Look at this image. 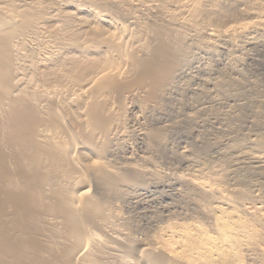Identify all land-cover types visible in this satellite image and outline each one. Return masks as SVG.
<instances>
[{
  "label": "bare ground",
  "instance_id": "1",
  "mask_svg": "<svg viewBox=\"0 0 264 264\" xmlns=\"http://www.w3.org/2000/svg\"><path fill=\"white\" fill-rule=\"evenodd\" d=\"M26 1L27 0L6 1V3L8 2V4L13 7L16 5L15 8L23 6L22 9L17 8L16 18L15 16L13 18L5 13V7L8 5L5 7L0 5V264H250L248 262V260L251 259L250 253H253L254 250H259L258 252L260 255V251L264 250L260 249L262 246H260V243H263L264 240V222L256 216L249 215V217H246L244 215L245 213H241L238 207H236V204L234 205L231 202L232 200L228 199V201L225 199L226 197L224 199H222V197L221 199L216 198L213 191L202 187H198V189L197 187H193V189L195 193L198 194L199 199H206V201L204 200L206 205L200 200L203 205L195 202L194 206H196L199 212L209 217V221H211L210 229L215 233L216 239L220 242L222 241V246L224 247L218 246L216 240H212V237L206 236L207 234L204 228L203 230L197 229L195 232L186 230L181 241L180 251H171L170 254L165 252V250L163 251V249L161 250L160 245L157 244L154 239L151 241L149 239L150 237L146 235L141 237H139L140 235L136 236L132 234V229L131 234L129 233L130 231L127 233L124 232V234L123 231L119 230L123 233L122 234L118 231V228L116 233L119 232V234H115L112 237L110 236L111 233L109 236L111 242L116 243L115 245L121 248L120 251L118 250L120 254H116L113 257L111 256L112 258H110L111 260L109 261H103L99 255L100 249L98 250V248L92 246L93 250L91 249L90 259L89 252L84 253V248L82 251V242L89 239L87 236V239H85V232L86 230L88 231V228L84 225H90V227L98 226L101 228L110 222L107 219L110 215L107 214V211V213L104 212L108 200H104L103 196L98 198L99 196L97 197V193L94 194L96 192L94 189L95 192L93 193V190H91L92 192L90 191L91 187L89 188V185L86 187V183L84 182L86 171L87 173L91 171L89 174H91V178L94 177L95 189L100 186L103 188L104 186L105 189L108 190L109 194H107L109 199L110 197L124 195V192L127 193L129 189L142 188V186L146 187V185L149 186L150 177L148 176H150V174L153 175V173H150V169L142 168L143 166L140 164L141 167H138V164L134 166H132L133 164H126V166L117 167L116 169L112 168V170L101 160L99 164L86 167L84 158L87 159L86 155L88 153H98V158L100 159L112 153L109 150V142V146L107 144V139H109V134L107 135V133L108 130L110 131L109 128L112 126V123L115 121L119 122L120 119L117 120L118 117H115L112 112L108 114L107 102L104 100L108 96L103 99L100 98L101 95L103 96V94L106 93V95L109 94L110 96V94H113L116 98L118 97L120 99L123 90L129 91L132 86H142L148 79H150L149 81L152 79V84L147 82L149 86L148 90L145 86L147 90V92H145L146 95H148L150 99L162 100L161 102H164L163 99L168 98L164 97L169 95L167 92L171 83H174L176 81L174 79L182 75L185 70L188 69L190 65V51H192L193 48V50H198L199 47L200 49L202 47V49H207L210 56H218V53L222 51V48H225V45H229L230 47L232 43L237 40V42L240 41L242 43L241 45L244 46L242 48L250 47V49L255 48V50L258 49L260 52L261 50L264 51V0H257L256 2L255 0H206L205 4H203L204 1H199L195 5V8H193V24L191 23L190 25L196 32H194L195 34L198 35L199 33L204 37L203 40L196 41L199 45L194 41L190 42L191 39H189L190 41L187 40L185 37L187 35H184V33L180 31H175L176 33H173L174 29L170 28L172 23L168 20H166L168 22H164V24L162 23L161 25L151 22L149 28L150 31H152L151 33H153L152 38H150L152 41L149 40L150 43L148 42V44L146 43L147 45L143 46L145 50L143 48L141 49L144 50L141 55L132 51L130 53H125L128 58L122 55L123 51L121 50L122 48L118 46L119 43L117 44L116 41L114 42L113 39H110V36L105 35L107 38L105 36L102 37L105 33L100 35L98 32L95 36L93 33L94 42L92 41L91 43L94 44L91 45L87 43L86 45H90L88 47L83 46L84 44L81 45V41H79L80 43L78 42L81 32L77 33L75 30V32L72 31L73 29L69 30V27L74 26V24L72 25L71 23L72 26H69L71 20L69 21L68 18L62 19L63 26L66 28V31L68 30L66 33H64L65 30L63 32L61 31L65 34L64 36H66L65 40L68 41L67 43H63L62 41V43L64 44L63 47L67 45L66 48H68L69 51L67 50L68 52L66 54L64 53L65 55L63 56L58 54L62 58L59 57L60 59L53 60V63L51 62L52 59L49 57H45L46 59H44V61L42 60L43 63L41 67L38 68L40 84L39 82L36 83L32 82L31 79H27V77H25L26 75L24 76L22 70L24 66H26L25 62L27 59L25 58L26 61L24 62V59L19 56L17 48L19 44H22V39L25 38L24 35L26 33L36 34L39 32L38 29L40 24H43L45 19L48 18L44 17L47 14L45 13L47 5H44L43 2L38 0ZM245 2L250 5L244 8V6H246V4L244 5ZM241 4H243L242 8L245 9L243 11L241 8V12L247 13L252 19H248L244 22L241 21L240 24L235 21L237 25L227 26L230 21L229 19L226 24L227 27H221L223 24L221 25L219 22L222 20L221 22L224 23V18H228L234 11L238 12V6H241ZM203 22L206 23V26L210 25L212 27L204 28L202 26ZM189 31L191 30L189 29ZM235 43L236 41L233 43V46ZM99 45L102 47L107 46L114 57L118 55L119 58L124 56L127 59L126 62L130 65V69L132 68L131 71L134 72L131 78L125 81H120L118 78L117 81V76L114 78L111 77V74L107 75L103 73L106 72L104 70H106L109 65L112 66V60L114 61L115 58L113 59V56L108 54V56L104 54L103 56L100 52V55H94L90 49L97 46L100 47ZM60 47L62 48V46ZM232 49L230 48L229 50L231 51ZM197 50L196 52L193 51V53H195L194 55H196ZM201 50H198V52ZM237 50H235V52ZM204 51L206 50H203V52ZM230 53L232 54L233 52H229V54ZM229 54L227 53V55ZM31 56H33V54ZM238 56L239 55L235 57V60ZM222 57L224 58V56ZM216 60L217 58H215V61ZM230 60L231 62L233 61L232 59ZM241 61L243 60L241 59ZM227 62L224 61L225 65ZM235 62L233 63L235 64ZM29 63V65L26 64L28 66L34 64L33 61ZM224 63L222 65H224ZM229 64L231 66L232 63ZM234 67H229L231 70H228L231 72ZM240 67L243 66L240 65ZM237 69H239V67ZM208 71L207 73L210 74ZM239 71H241V69L236 71V75L241 73L242 78V71ZM100 72H102L101 75H96V73ZM93 73L95 75H93ZM89 75H93V77ZM245 78L246 76L244 79ZM231 79L232 78H230L229 82H234V80L231 81ZM239 79L236 78V86L235 84L232 86H235L238 90L240 87H242L240 89L246 88L247 85L242 84L243 80L240 82ZM219 81L220 80H218V82ZM223 81L225 83V80ZM255 82L256 81H252V83ZM222 83L220 85H222ZM216 85L214 83L213 86ZM238 85L240 86L239 88L237 87ZM249 85L252 86L251 89L255 87L254 84V86L252 84ZM188 88L189 87H187V89ZM77 90H80V92L77 93ZM241 91L242 93H247L249 90H247V92L246 90ZM241 91L239 90V94H242L240 93ZM261 91L262 89H259L258 93ZM249 92L251 93V91ZM166 93L168 95H166ZM256 93L257 92L253 94ZM253 96L254 95H252V97ZM252 97H249L246 102L243 100L245 103L242 102V106H244V109L245 106H247L246 109L256 106L257 109L251 110L250 108L252 114H249V116H253L250 124L256 126L260 123L258 117L264 116V99L262 96L261 99ZM248 111L249 110H247V112ZM110 113L114 117H112ZM72 123H74L75 126L77 125V131L74 129L75 133L70 131L69 124L71 126ZM257 127L259 126H256V128ZM261 127L259 129L260 131ZM235 129L237 128L235 127ZM147 131L144 132V138L149 139H147V142L149 145L153 146L151 149L161 152L164 148V138H162V135H159L157 131ZM261 132H264V130ZM99 135L102 137L104 136L103 139L107 141L102 140V137H100L98 141ZM245 142L243 143L242 140H233L232 144L228 142V146L224 143V146L226 145L227 147H223L224 149L222 150L221 146L220 149L222 151L219 152L220 154L215 150V152L222 157H228L232 154L229 159H232L233 156L235 157V167L233 165V169L224 170L226 158L225 161L221 159V161H224V167L220 166L223 170L219 169L222 170V172L220 173L219 171L218 174L216 168V170L211 169L212 171L208 169V175H215L216 179H213H220V181L218 180L219 182H224L227 177L232 176L231 179H235L236 182L232 181L236 186H239V182H242L240 185L245 183L246 186L245 184L244 186L247 187L251 181L247 182L248 180L246 181V178L239 177L238 175L240 173H244L243 175H245L246 173L244 170L249 173L248 175L254 171H258L260 175L264 173V133L257 134L255 132L248 137V141ZM77 144L81 145V151L76 149L79 147ZM253 146H255V148H253ZM227 154L229 155L226 156ZM210 157L211 156H209V158ZM216 157L220 165L222 162L219 161V156ZM211 158L212 161L215 159V157ZM229 159H227L228 163ZM201 160L202 159H200V162L198 161V164L205 161ZM144 164L147 166L146 163ZM218 164L215 166L217 167ZM228 166L229 165H227L226 168ZM239 170L242 171L239 173ZM260 171H262V173ZM237 172L239 174L235 177ZM253 174H255V172ZM262 175L264 176V174ZM246 176L247 175L244 177ZM249 177L247 179H249ZM231 179L228 178L229 181ZM237 180L239 182H237ZM261 180L258 181V183H261ZM229 181L226 180L225 182ZM263 183L264 182L260 185L263 186ZM249 188H232L231 192L236 197L245 198L247 196L248 199H250L249 197L253 198L255 194L254 192V195L251 194L254 188L252 190L251 187L252 191H250ZM263 189L264 187L261 191ZM188 193L189 192H187V194ZM104 196L107 195L105 194ZM108 197L106 198L108 199ZM108 226L111 227L112 225ZM125 227L129 226L126 224ZM109 230L110 228L108 231ZM105 235L106 234H104V236ZM258 246L260 247L258 248ZM263 247L264 246H262V248ZM86 248H88V245ZM249 251L251 252L248 253ZM256 251H254V253ZM261 258L263 257L261 256Z\"/></svg>",
  "mask_w": 264,
  "mask_h": 264
},
{
  "label": "rangeland",
  "instance_id": "2",
  "mask_svg": "<svg viewBox=\"0 0 264 264\" xmlns=\"http://www.w3.org/2000/svg\"><path fill=\"white\" fill-rule=\"evenodd\" d=\"M6 1L7 0H0V5L4 6V7L6 5H8L5 7L6 8L5 13H7V15L9 14L13 18L15 16V18H16L17 11H18L17 8L22 9L23 6L22 7L19 6V7L15 8L16 5L13 7L12 5H9L8 2L6 3ZM29 1L30 0H27L26 2H29ZM38 1H41V2H43L44 5H47L46 6L47 9L45 10L46 11L45 13H47V14L44 17H48V18L45 19L43 24H40V27L38 29L39 32H37L36 34L26 33L27 35L26 34L24 35L25 40L22 39L23 40L22 44H19L20 48L19 47L17 48L19 56H21V58L24 59V62L26 61L25 58L27 59V61L25 62L26 66L23 65L24 69L22 70V72L24 73V76L26 75L25 77H27V79H31L32 82H36V83L39 82V75H38L39 69L38 68L41 67L44 59H46L45 57L51 58L52 59L51 62L53 63L55 60L62 58L60 56L65 55L69 51L68 48H66L67 45L65 47H63L64 46L63 43L68 42L67 40H65L66 36H64L65 35L64 33L68 32V30L66 31V28L63 26L64 24H63L62 19L68 18L69 21L71 20L69 22V26H72L74 24V26L69 27V30L73 29L72 31L75 30L77 33L81 32V35H79V38H78L79 39L78 42L81 41V43L79 42L81 45L84 44L83 46H87V47L90 46V45H86L87 43L93 45L94 43H91L93 41V36H92L93 33H94V36L96 34H98V32L100 35H102V33H105L102 35V37H104L105 35L110 36L109 37L110 39H113L114 42L116 41L117 44L119 43L118 46H120L122 48L121 50L123 51L122 55H124L126 58H128V56L125 53H130L131 51L134 53H137L138 55H141L143 53L142 51L145 50L143 48V46L147 45L150 38H152V36H153V33H151L152 31H150V28H149L151 25L150 24L151 22L156 23V24H160V25L162 23L164 24V22H168V21L171 22L172 25L170 28L174 29V30L172 29L173 33H176L179 31L184 33V35L188 36V37L185 36L187 38V40L191 39V41L189 40L190 42H193V41L196 42L197 40L201 41V39L203 40V38H204L199 33H198V35L195 34L196 32L194 31L193 27L190 25H191V23L193 24V18H192L193 8H195V5L199 1H201V2L204 1L203 4H205L206 0H161V1L160 0H137V2H136V0H105V1L104 0H100V1L99 0H66V1L65 0H38ZM256 1L257 0H255V2ZM248 3H249V1H248ZM248 3L247 4H246V2L244 3V5L246 4V6H244V8L247 7L248 5H250ZM252 3H254V2H252ZM112 4H113V6H112ZM242 5L243 4H241V6L240 5L238 6L239 11L238 10L237 11L239 13L234 11L233 14L229 15L230 17L228 16V18L223 19L225 24L223 22H221L222 20L219 22V23H221V25L222 24L225 25V26L222 25L221 27H227L228 25L229 26L237 25V23L235 21H237L238 24H240L241 21L244 22L248 19L249 20L252 19L247 13L241 12L242 9H243V11L245 10L244 8H242ZM102 7H103V9H102ZM241 13H243V14H241ZM17 19H18V17H17ZM229 19H230V21H229ZM166 20H168V21H166ZM227 22H228V24H227ZM71 23H72V25H71ZM226 24H227V26H226ZM50 26H52V27H50ZM124 26H127V27H124ZM202 26L204 28L212 27L210 25H207L208 26L207 27L206 23H204V22H203ZM63 27H64V29H63ZM189 29L191 31H189ZM192 29H193V31H192ZM61 31L62 32L64 31V33H62ZM60 32L62 33V35ZM187 32H188V34H187ZM193 35H196V36H193ZM199 35L201 38L199 37ZM196 37H198L199 39ZM88 40H90V41H88ZM62 41H63V43H62ZM150 41H152V39ZM235 41H236L237 45L235 43L233 46V43ZM235 41L232 43V46H230V47H229V45L224 46L222 44L225 48H222V51L218 53L219 55L218 56L216 55L217 57L216 56H210L207 49H204V48L202 49V47H201L202 50L200 49V47L198 49V50H201V51H199L200 53L198 52L197 49L193 50L194 49L193 48L192 51H190V55L192 56V59L190 56V65L188 66V69H186L185 72L182 74L183 76L182 75H180L181 77L178 76L176 79H174L176 81L175 82L173 81L174 83H171V86L167 92L169 95L166 93V95H168V96L164 97V98H166V97H168V98H166L167 100L163 99L164 102H161L162 100L161 101L159 100L160 101L159 102L158 100L150 99V97L148 95H146L145 92H147V90L149 88L148 83L152 84V81H153L152 79H151V81H149L150 79L147 80L148 83L147 82L145 83L147 85L142 84V86L141 85H136V86L134 85V87L132 86L131 90H129L130 92L123 90L121 92L120 99L118 97L116 98V96L113 94H110V96H109V94L106 95V93L103 94V96L101 95L100 98H103V99L108 96L107 98L104 99L107 102V108L109 110L108 114H109V112H112V114L115 117H118L117 120H119V119L120 120H119V122L115 121L114 123H112V126H110V128H109L110 131L108 130V133H107V135L109 134L108 135L109 139H107L108 141L106 139H103L104 136L102 137L100 135L97 139L99 141V138L102 137L101 139L104 141L106 140L107 144L109 142V144H110V146L108 144V146L110 147L109 150L112 153H110V155H106V157L104 156V157H102V159H100V158H98V155H99L98 153L95 152L96 154H94V153L89 154L87 152L88 153L86 155L87 159L84 158V161L86 162V163L84 162L86 167H88L90 165L94 166L96 164H99L100 160L104 161L106 163V165H108V167H110L111 169L112 168L116 169L117 167L126 166V164L127 165L133 164L132 166H134L135 164L136 165L138 164V167H141L140 165H142L143 166L142 168L150 169L149 171H151L150 173H153V175L150 174V176H148V177H150L149 178V186L146 185V187L142 186V188L140 187V188H136V189H129L130 191L128 190L127 193L124 192V195H121L118 197H115V196L110 197V199H109L108 190L105 189L104 186H103V188L100 186L101 188L98 187L99 189L97 188L98 189V191H97V189H95L96 187H95V183H94V177L92 176L93 178H91V174H89L91 171H89L88 173L86 171V173H85L86 178L84 176V178H85L84 182L86 183V187L89 185V188L91 187L90 191L94 189L96 192L93 190V193L94 192H95L94 194L97 193V197L99 196L98 198H101L103 196L104 200L105 199L108 200V202L106 204L107 206H105L106 208H104V212L105 213L108 212L107 214H109L111 216V217L109 216V218H107L108 221H110L109 222L110 224L109 223H107V224L110 226L112 225V226L109 227L106 224L105 226H102L105 228H102L101 226H100L101 228H99L98 226L90 227V225L89 226L84 225L86 228H88V231L86 230V232H85V234H86L85 239H87L89 237V239H88L89 241L84 240L82 242V251L84 248V251H85L84 253L89 252V256H90L92 246H95L94 248H98V250L100 249L99 251L102 255L100 253H99V255L103 261L104 260L105 261L111 260L110 258H112L114 255L120 254L119 251L121 250V248H119L118 245H115L116 243L111 242L110 236L113 237L115 234H119V232H121V231H123V233L124 232L127 233L130 231L129 232L130 234L133 231L132 234H134L136 236L140 235L139 237L146 235V236L150 237L149 239L151 241H153V239H154V241L160 245L161 250L163 249V251L165 250V252L171 254V251H173V252H179L180 251L181 241L183 239V235H184V232L186 230H189L191 232H195L197 229L203 230V228H204L205 232L207 234L206 236H209L210 238L212 237V240H216L218 246L224 247V246H222L223 245L222 241L221 242L218 241V239H216V237H215V233L212 231V229H210L211 221H209L210 220L209 217H207V215L199 212L196 209V206H194L195 202H197V204H199V203L202 204L206 201V199L205 198L204 199L202 198V200L199 199V196H198V194L195 193L193 187H197V189H198V187L199 188H201V187L206 188L208 190L210 189L211 191L214 192V196L216 198L221 199V197H222V199H224L226 197L225 199L232 200L231 202L234 205L236 204V207H238V209L240 210L241 213H243V214L245 213L244 215L246 217L247 216L249 217V215L250 216H256L262 222H264V193H262V192H264V189L261 191V189L264 187V185L263 186L260 185L262 182H264L263 181L264 176L262 175L264 173H262V171H260L262 173L261 175L258 171H254L255 174H253L254 172L253 173L251 172L250 175H248L249 173H247V171L244 170L246 173L245 175H247L246 177H244L245 176V175H243L244 173H240V171H242V170L238 171L240 174L238 172L236 173L235 177H237V175L239 174L238 176L241 178H246V181L248 180L247 182L251 181L249 186H247V187H245L246 186L245 183H243V185H240V184H242V182H239L238 180H237V182H239L240 184L237 183V184H239V186L238 185L236 186V184H234V182H233V181H235V179H231L232 176L227 177V179H225L224 182H222V181L219 182L220 179L214 180V179H216L215 175L214 176L212 175L213 177L208 175L209 170H211V169L212 170L217 169L218 174H219V171L221 173L223 169L224 170L226 169V171H227V169L231 170L233 165L235 167V161H236V160H234L235 157L233 156L232 159H229V158H231L232 154H230V155L227 154L226 156L229 155L228 157H225V156L222 157L219 155L220 154L219 152H221L224 148H226L228 146V142H229V144H230V142L232 144L233 140L234 141L242 140L244 143L245 141L247 142L248 137H250L255 132L257 134H260V133L263 134L264 133V132H261L264 130V118H263L264 116L258 117L260 123H259V125H256V126H259L256 128V126H252V124H250V121H252V119H253V116H249V114L250 115L252 114V112L250 111L251 107L249 109H246L247 106H245V109H244L243 108L244 106H242V104L245 103L249 97H252V95H254L252 98L261 99L263 97V99H264V53H261L264 51L261 50V52H260L258 49H256V50H255V48L250 49V47H248V48L245 47L246 49L242 48V47H244L243 45H241L242 43L240 41L237 42V40H235ZM196 43H198V42H196ZM42 44H43V46H42ZM61 44H63V45H61ZM103 45H105V44H103ZM198 45H199V43H198ZM60 46H62V48ZM99 46L100 47L97 46V47L91 48L90 51L94 55H96V54L98 55L100 52V54H102V55L108 54V55L113 56V54L109 51V48H107V46H105L106 48L104 46L102 47L101 45H99ZM233 47H236V48H233ZM130 48H131V50H130ZM142 48L144 50H141ZM228 48L229 49L233 48L234 50L232 49L230 51ZM107 49H108V51H107ZM124 49H125V51H124ZM223 49H224V52H223ZM196 50H197V53H196V55H194L195 53H193V51L196 52ZM203 50H206V51L203 52ZM235 50H237V51L235 52ZM239 50L242 54L239 52ZM93 51H95V52H93ZM228 51L233 52L234 54L233 53L229 54ZM257 51H258V53H257ZM207 52H208V54H207ZM227 53L229 55H227ZM235 53L237 55H239L238 58H236V60H235V57L237 55ZM32 54H33V56H31ZM124 56H122L121 58H119L118 55L116 57L113 56V59L115 58L114 59L115 62L112 60V66L109 65L106 68V70H104L106 72H103V71L102 72L104 74H107V75L111 74V77H114V78L117 76L116 77L117 81H118V78L120 81L121 80L125 81V80H128L129 78H131V76L134 74V72L131 71L132 68L130 69V67H129L130 65L126 62L127 59ZM222 56H224V58ZM31 57H33V58H31ZM193 58H194V60H193ZM215 58H217L216 61H215ZM229 58L232 59L233 61L231 62V60ZM241 59L243 61H241ZM30 61H33L34 64H31V66H28L30 64L29 63ZM224 61L225 62L228 61L227 62L228 64L226 63V65H225ZM235 61H237V62H235ZM233 62H235V64H237V65H235ZM238 62H239V64H238ZM223 63H224V65H222ZM229 63H232L231 66ZM240 65L243 67H240ZM224 66H225V70H224ZM232 66L233 67L235 66V67L232 68V71L230 72V70H231L230 68ZM36 67H37V69H36ZM206 67L209 71L206 69ZM238 67H239V69H237ZM228 69H230V70H228ZM240 69L242 71V75L244 77L246 76L245 79L243 76L241 78V73L236 75V73H237L236 71H238ZM233 70L235 71V73ZM207 71L210 72V74L207 73ZM217 71H219V72H217ZM241 71H239V72H241ZM102 72L96 73V75L97 74L101 75ZM128 72H130V73H128ZM212 72H213V74H212ZM93 75H95V74L93 73ZM93 75H89V76L93 77ZM238 76H240V77H238ZM220 78L222 79V81L225 80L226 84L224 83V81H223V83H224L223 84ZM230 78H232L231 81L234 80V82H232V83L229 82ZM233 78H235V79H233ZM236 78L237 79L240 78L239 79L240 82L242 80H243V82L246 81L244 83L242 82V84H246L247 89L245 87L243 89H240L242 87H240L238 85L237 87L238 88L240 87L239 90L240 91L246 90V92H247V90H249V91H251V93L249 91L247 93H242V91H241L240 93H242V94H239V90L236 89V87H235L236 86L235 81H237ZM177 79H178V81H177ZM218 80H220L221 82L220 81L218 82ZM252 81H256V82L252 83ZM214 83H215V85L216 84L217 85L213 86ZM221 83H222V85H220ZM248 83L252 84V85L254 84L255 87L251 89L252 86H250ZM39 84H40V82H39ZM234 84H235V86H232ZM143 85H144V88H143ZM257 85H259V86H257ZM138 86H141V87H138ZM145 86H146L147 90H146ZM249 86H250V89H249ZM187 87H189V88L187 89ZM254 89L255 90L258 89V90L255 91ZM259 89L260 90L262 89V91L260 92L261 94L258 93ZM78 92H80V90L79 91L77 90V93ZM138 92H140V93H138ZM201 92H203V93H201ZM255 92H257V93L253 94ZM262 92H263V94H262ZM239 95H241L242 97ZM257 95H259V96H257ZM122 96H123V98H122ZM239 99H241V100H239ZM239 101H240V104H239ZM240 106H241V109H240ZM119 109H121V110H119ZM252 109H257V108L255 106V107H252L251 110ZM247 110H249L248 112H250V113H248ZM110 115H111V113H110ZM113 115H111V116L114 117ZM247 115H248V117H247ZM260 118H263V119H260ZM261 123H262V125H261ZM69 127H70V131L72 133L73 132L75 133V130L77 131V129H76L77 125L75 126L74 123H72L71 126L69 124ZM119 127H120V129H119ZM235 127L237 129H235ZM260 127H261V131L259 130ZM115 128L118 130H116ZM256 129H258V130H256ZM146 131L147 132H156L157 131V133L159 132L158 133L159 135H162V138H164L163 139L164 140V148L161 152L154 150V149H151L153 146L149 145V143L147 142L148 138H146V139L144 138V132H146ZM259 131H260V133H259ZM243 134L245 135V137ZM107 135H106V137H107ZM246 138H247V140H246ZM207 142H209V143H207ZM211 143H213V144H211ZM224 143H226L227 146L226 145L224 146ZM78 145H79V147H77L76 149L78 151H81L82 147L80 144H77V146ZM221 146H222V148H221L222 150L220 149ZM253 148H255V146H253ZM219 149H220V151H219ZM215 150L219 154L217 152H215ZM209 156H211L213 158L215 157V159H213V161H212V158L211 157L209 158ZM216 156H219V158H220L219 161H221V159L222 160L224 159V161H225V158H226L225 163H224V161H221L222 163L220 162L221 164L219 165L218 159H216L217 158ZM194 159L197 161H195ZM200 159L205 160V161L201 160L204 164L202 162L200 164H198L200 162ZM227 159H229V163H228ZM144 161H146V162H144ZM191 161H193V162H191ZM143 162L146 163L147 166ZM223 163L225 164L224 165L225 167L223 166ZM231 163H233V164H231ZM192 164H195V165H192ZM202 164H203V166H202ZM216 164H218L217 167L215 166ZM109 165H111L112 167ZM227 165H229V166L226 168ZM220 166H223L224 168L222 169V167L220 168ZM146 167H148V168H146ZM200 167H203V168H200ZM219 169H222V170H219ZM256 172H257V174L259 173L258 174L259 176L256 174ZM260 176H261V178H260ZM248 177H249V179H247ZM228 178H230L231 180L229 181ZM226 180L229 181L230 183L225 182ZM260 180H261V183L259 182L260 183L259 184L258 181H260ZM251 183L254 185V187ZM244 184H245V186H244ZM241 186L243 188H249L251 186L252 190L254 188L253 191L251 190V187L249 188L250 191H252L251 194L252 195L255 194L253 196V198L249 197L250 199H248L247 196L245 198L244 197L243 198L236 197L231 192L232 188H239V187L242 188ZM190 191H192V192H190ZM187 192H189V193L187 194ZM253 192H254V194H253ZM105 194L107 196H104ZM106 197H108V199ZM200 200L202 203L200 202ZM234 201H235V203H234ZM251 214H253V215H251ZM114 224H116V225H114ZM126 224L129 227H125ZM107 227L110 228L109 231H108L109 228H107ZM113 227H114V229H113ZM117 229H118V231L119 230H121V231L116 233ZM131 229H132V231H131ZM105 232H107V233H105ZM104 234H106V235L104 236ZM86 236H87V238H86ZM84 242H86V243H84ZM87 242H88V244H87ZM261 243H260V246L261 245L264 246L263 245L264 240H263V243L262 244ZM85 244H86V246L88 245L89 249L86 248ZM260 246H258V248ZM262 246L260 247V249H264V247L262 248ZM254 251H256V250H254ZM254 251H253V253H254ZM258 251H256L258 254L256 252H255L256 254L250 253L251 251L248 252V253H250V256H251V259L248 260V262L250 264H264V255H263L264 250H261L262 252L260 251V255H259ZM261 256L263 258H261ZM89 258L91 259V256ZM101 258H100V260H101Z\"/></svg>",
  "mask_w": 264,
  "mask_h": 264
}]
</instances>
